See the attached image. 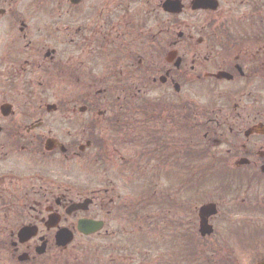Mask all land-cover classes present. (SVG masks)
<instances>
[{
	"label": "flooded vegetation",
	"instance_id": "af4514ba",
	"mask_svg": "<svg viewBox=\"0 0 264 264\" xmlns=\"http://www.w3.org/2000/svg\"><path fill=\"white\" fill-rule=\"evenodd\" d=\"M263 261L264 0H0V264Z\"/></svg>",
	"mask_w": 264,
	"mask_h": 264
},
{
	"label": "rangeland",
	"instance_id": "374dc122",
	"mask_svg": "<svg viewBox=\"0 0 264 264\" xmlns=\"http://www.w3.org/2000/svg\"><path fill=\"white\" fill-rule=\"evenodd\" d=\"M199 20H197V25L199 26ZM54 69V68H52ZM57 71V70H56ZM53 75V79L48 81V97H43V98H37L38 104H40V101L46 103L48 102V105H53V104H60L62 97H61V92L63 90H66V86L61 83V80ZM197 103L199 105L204 104V99L200 100L198 99ZM60 115H52L48 117V129L53 130L55 134L62 133L64 136H66L67 130L61 126V120H60ZM73 135H75V131H72ZM85 145V142H84ZM108 159V158H106ZM78 165V164H77ZM76 164L72 166V168H69V175H72L74 173L81 172L79 175L82 177V184L83 186H88L91 188L95 187H102V186H109L108 184L111 183L110 181L114 182L113 178L108 175L100 176V173H103V168L102 166H97L95 163V155L91 153H87L86 156L83 158L80 167H78ZM117 181V179H116ZM134 184L133 185H139L140 181L139 179H134L132 181ZM115 183V182H114ZM169 258H166L165 260L167 261ZM155 258L150 259V262H155ZM173 260V259H172Z\"/></svg>",
	"mask_w": 264,
	"mask_h": 264
},
{
	"label": "water",
	"instance_id": "95a60500",
	"mask_svg": "<svg viewBox=\"0 0 264 264\" xmlns=\"http://www.w3.org/2000/svg\"><path fill=\"white\" fill-rule=\"evenodd\" d=\"M52 107H54V106H52ZM52 107H51V108H52ZM262 264H264V263H262Z\"/></svg>",
	"mask_w": 264,
	"mask_h": 264
}]
</instances>
